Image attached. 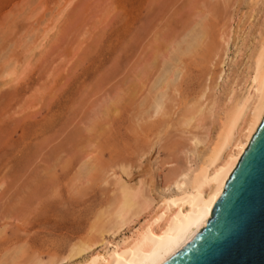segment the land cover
Instances as JSON below:
<instances>
[{"label":"rangeland","instance_id":"rangeland-1","mask_svg":"<svg viewBox=\"0 0 264 264\" xmlns=\"http://www.w3.org/2000/svg\"><path fill=\"white\" fill-rule=\"evenodd\" d=\"M252 7L251 0H0V264H80L86 255L62 259L110 227L119 184L140 187L152 209L171 195L170 169L199 159L187 139L211 138L216 127L201 118L183 129L181 121L211 98L222 103L236 74L240 81ZM200 27L205 44L176 73L172 50ZM167 77L176 93L164 117H150L155 86Z\"/></svg>","mask_w":264,"mask_h":264},{"label":"bare ground","instance_id":"bare-ground-1","mask_svg":"<svg viewBox=\"0 0 264 264\" xmlns=\"http://www.w3.org/2000/svg\"><path fill=\"white\" fill-rule=\"evenodd\" d=\"M251 2L253 7L247 30L249 29L248 31H253V33L252 35L249 32L246 33H249L248 37L250 35L253 38L245 54L246 61L240 81L236 74L231 86H228L229 89L227 88L228 91L222 103L211 98L205 108L198 105L199 107L195 109L192 105L196 112L194 113V110L191 114L188 111L190 114L187 112L186 115L189 117L186 119L184 116V121H181L183 129L189 127L191 122L197 120V122H201V118H203L202 120L208 118L216 123L215 134L211 138L205 137L207 134L204 139L200 135L191 134V137L187 139L191 149L193 148L199 153L197 164L188 168L177 166L178 169L177 167L170 169L172 175L166 184L172 193L162 197L153 209L151 208L152 201L145 196L140 187L119 184L117 191L119 195L116 198L118 200H115L111 214L107 215L106 225L110 227L105 226L97 229L98 241L87 240L84 242V239V241H77L71 246L68 255L66 254L62 261L86 255L80 264H159L204 227L217 194L236 165L264 113V0H251ZM200 28H198L199 32H196L198 34L194 36L196 30H193L194 33L190 31L192 33L190 37H193L185 47H180L177 44L179 46L173 48L175 51L172 50V52L176 54L174 55L175 60L170 59V61H174L175 66L173 67L176 69V73H182V69H184L182 58L193 55L207 37L205 28ZM221 39L222 54L226 55L229 36L225 34ZM168 55L169 59L171 54ZM222 64L223 60L220 62V65ZM221 73L217 74V78L221 77ZM170 78L167 77L163 83H158V86H155L158 87V90L156 88L155 97L152 96L154 97L152 98L153 103L151 102L153 105H149L152 108L150 109L152 115L151 112L149 113L150 117L162 116L166 109V103L171 101L170 97L173 96L172 93L177 87ZM203 91L205 92V90ZM174 98L176 97L174 96ZM182 125L180 126L182 127ZM197 127L196 129H198ZM192 152L194 153V151ZM142 215H145L144 220L130 232V235L114 241L115 234L125 229L130 230V225L137 222V219ZM106 236H109L108 240H105ZM97 245L102 248L101 252L92 251L93 247ZM36 264L42 263L37 262Z\"/></svg>","mask_w":264,"mask_h":264},{"label":"water","instance_id":"water-1","mask_svg":"<svg viewBox=\"0 0 264 264\" xmlns=\"http://www.w3.org/2000/svg\"><path fill=\"white\" fill-rule=\"evenodd\" d=\"M159 264H264V113L204 227Z\"/></svg>","mask_w":264,"mask_h":264}]
</instances>
